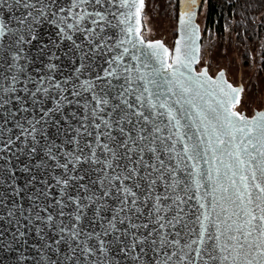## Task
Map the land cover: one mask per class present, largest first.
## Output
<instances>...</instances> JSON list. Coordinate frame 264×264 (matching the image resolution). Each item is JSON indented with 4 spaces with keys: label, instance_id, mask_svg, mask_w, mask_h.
Returning <instances> with one entry per match:
<instances>
[{
    "label": "snow or ice",
    "instance_id": "6c2138e0",
    "mask_svg": "<svg viewBox=\"0 0 264 264\" xmlns=\"http://www.w3.org/2000/svg\"><path fill=\"white\" fill-rule=\"evenodd\" d=\"M182 3L179 36L170 50L160 40L144 39L146 0H0V9L19 13L14 26L0 20V51L8 54L13 73L0 77V109L11 101L23 105L20 92L36 107L53 89L57 110L61 101L73 103L65 93L83 109L79 117L72 114L79 127L69 141L74 151L64 152L63 163L53 145L45 141L39 147L44 136L37 126L46 122L51 109L39 108L40 118L26 121L27 127L16 122L19 134L5 135L13 133L7 116L0 124V151H11L23 139L30 145L29 155L44 150L63 170L56 179L59 222L47 206L29 211H35V221L58 230L56 250L67 245L71 254L66 259L73 264H120L116 253L131 264H264V110L252 117L236 111L242 89L225 80L222 71L215 79L206 70L193 74L200 53L199 29L193 23L197 0ZM42 23L54 26L57 37L71 42L69 50L81 56L77 74L88 68L85 61L96 59L103 60L101 71L92 79L80 81L77 75L76 81H61L51 74L57 65L50 62L48 75H25V45L38 38L36 28ZM7 115L15 118V112ZM148 154L154 162L146 159ZM201 161L207 165L203 170ZM86 164L97 177L90 185L79 183L87 175L80 174ZM24 171L30 169L25 166ZM44 183L40 194L48 197L53 185ZM158 186L163 194H157ZM107 199L115 200V209ZM92 206L89 225L98 223L99 231L79 223ZM105 210L113 212L110 218ZM192 216L198 227H190ZM17 226L23 238L19 221ZM44 247L52 251L51 244Z\"/></svg>",
    "mask_w": 264,
    "mask_h": 264
},
{
    "label": "water",
    "instance_id": "95a60500",
    "mask_svg": "<svg viewBox=\"0 0 264 264\" xmlns=\"http://www.w3.org/2000/svg\"><path fill=\"white\" fill-rule=\"evenodd\" d=\"M203 1L205 0H197L196 5L194 6L195 16L193 23L198 25L199 29L197 46L200 49V53L198 55L197 62L192 65V71L193 74H195L206 70L208 76L215 79L218 77L219 72L217 75L211 76L208 70L209 68L203 67V69L197 71V66L202 55L201 47L203 42L201 32L202 27L198 23V14H200L199 12L201 10ZM183 9L184 4L181 0V2H179V13ZM18 15V12L15 14H10L6 8L0 9V20H3L10 26H14V16ZM177 28L180 29L179 15ZM179 29H177V38L179 36ZM142 30H144L143 18ZM36 32L38 34V38L33 41L31 45H25V55L28 58L24 62L25 75H30L33 77H37L39 75H48L49 70L46 65L51 62L57 65V69L51 73L56 77V79L63 81L65 78L71 77L72 81H76V77L79 75V80L83 81L86 79H92L98 72L101 71V67L104 66L102 59H96L95 62L85 61V63L88 65V68L83 71L82 75L77 74L75 69L79 66L81 56L69 50L71 47V42L60 40V38L56 35L55 27L49 25L48 23H42L38 25ZM144 39L146 42L149 41L145 37ZM156 40L162 41L161 39ZM45 45L47 47H45L44 51L41 52V47ZM51 53H55V56L50 60ZM7 62L8 54L4 51H0V77L5 74H13L8 69ZM222 72L224 73V79L233 85L232 81L227 78L226 71ZM18 87L21 86L18 85ZM29 87L32 86L30 85ZM234 87L243 89L242 84H240V86ZM19 94L24 98L25 103L23 105L18 102L11 101L5 106L4 109H0V124L3 123L5 117L7 116V127H13V133H6L5 135L19 134V129L14 127L16 122H20L24 124L25 127H27L28 125L26 121H35L36 119H39L41 115L39 108H43L45 111L51 109L52 111L49 113V116L45 118L46 122L37 126L38 128H42V135L44 136V139L41 140L39 147L43 148L45 141H47L49 145H53V154H56L58 159L64 155L65 151H74V144L70 143L69 141H71L75 136L74 130L79 127V119L74 118L72 114L76 113L77 117L83 114V109L78 108L74 102L77 98L71 96L69 93H65V95L68 96V99L72 100L73 103L68 104L67 101H61L60 108L57 110L55 89H53L51 96H42L40 105L36 107L33 106L32 100L28 94L24 92H20ZM239 95H241V92ZM81 103H83V98H81ZM22 107H27L28 111L24 112L17 110ZM8 112H15V118L13 119L11 115H7ZM165 135H167V130H165ZM76 139H80V137H76ZM82 145L83 140L81 139V146ZM28 146L25 145L22 139L15 142L11 151H0V201H3V203L0 204V234H2L0 235V264H51L52 261H56V264H73V261L66 259V256L71 254L68 251L67 245L62 244L59 246V251L56 250L57 245H55L53 241L59 236L58 230L54 227H47L46 221H35V211H32L31 213L29 211L30 209L34 210L37 207L43 208L47 206L49 207V211L54 216H56L57 223L59 222L60 218L57 216L59 206L55 204V200L59 199L60 196L59 186H56V179L62 177L63 170L56 166L57 161L48 159V156L44 150L38 151L36 154L29 155L27 151ZM56 146L61 149L59 153H57ZM21 148L25 150L22 152L17 151V149ZM180 151H182V144L178 143L176 146V152ZM172 155H175V153ZM149 157L150 154L146 156V159H148L150 163L154 162V158L149 159ZM161 158L165 159L166 163H172V165L175 166V161L169 162L166 154H161ZM60 163H63L62 159H60ZM186 163L191 165L194 162L186 161ZM25 166L30 169L29 172L24 171ZM199 167L203 170L207 167V165H204L201 161ZM189 170H191L190 167ZM177 171L181 176H183V173L180 172L179 169ZM85 172H87L85 179L83 181H79V183L90 185L91 180L96 179L97 177L95 173L89 171L87 164L84 165V168L81 170L80 174L84 175ZM33 176L36 177L35 181H32ZM29 181L32 182L29 183ZM44 182L53 185L51 194L48 197L41 196L40 194L42 190L46 189V184ZM189 182L191 183V181ZM95 190L99 191L98 185L96 186ZM156 191L157 194H163V186H158ZM189 191L194 192L195 187L193 186L189 189ZM180 194L184 195L183 193ZM35 197H39V199L36 200L34 199ZM106 203L111 209H115L117 206L114 199H107ZM190 203L194 205L195 201H191ZM8 211H13L15 214L12 217H8ZM21 211L24 213L23 216L20 215ZM94 211L95 207H90V209L86 212L87 219H84L79 223L82 224L87 230H92V228H95L97 231H99L100 226L98 223H92L89 225V222L93 218ZM193 211H195V209H193ZM70 212H72V208L69 207L65 209V222H67V214ZM112 214L113 212L110 210H105L103 213L104 216L109 218ZM41 215L46 214L41 212ZM186 219H188V217H186ZM29 220L32 222L29 223ZM191 220L192 223H190V227H198L194 216L191 217ZM17 221H19L20 225L19 230L25 233L23 238H20L17 233ZM118 227H126V225H118ZM37 228L40 229L39 232L37 231ZM14 233L17 234V238L15 240L13 239ZM46 244H51L52 251H49L48 248L44 247ZM115 247L116 246L113 245V248ZM149 255H151V253H149ZM121 256L122 254L116 253V258L120 260V264H131L130 260L121 259ZM77 257H79V253H77ZM81 264H89V262L81 260Z\"/></svg>",
    "mask_w": 264,
    "mask_h": 264
},
{
    "label": "rangeland",
    "instance_id": "374dc122",
    "mask_svg": "<svg viewBox=\"0 0 264 264\" xmlns=\"http://www.w3.org/2000/svg\"><path fill=\"white\" fill-rule=\"evenodd\" d=\"M178 0H146L143 13L144 37L149 41L161 39L171 50L177 38ZM207 3L201 7L198 23L202 32L201 58L198 70L210 68L211 76L226 71L227 78L234 86L243 85L238 111L253 116L256 110L264 109V62L262 42L248 43V48L237 39V34L227 28L223 36L207 27ZM248 49L249 58L246 57ZM247 61L249 62L247 64Z\"/></svg>",
    "mask_w": 264,
    "mask_h": 264
},
{
    "label": "trees",
    "instance_id": "16d2710c",
    "mask_svg": "<svg viewBox=\"0 0 264 264\" xmlns=\"http://www.w3.org/2000/svg\"><path fill=\"white\" fill-rule=\"evenodd\" d=\"M179 2L181 0L177 3ZM206 2L207 27L220 36L230 28L246 48L252 41L262 42L264 62V0H207ZM246 53L248 59L250 54L248 49Z\"/></svg>",
    "mask_w": 264,
    "mask_h": 264
},
{
    "label": "flooded vegetation",
    "instance_id": "af4514ba",
    "mask_svg": "<svg viewBox=\"0 0 264 264\" xmlns=\"http://www.w3.org/2000/svg\"><path fill=\"white\" fill-rule=\"evenodd\" d=\"M206 1H207V0H205V1L202 2V6L205 4ZM206 3H207V2H206ZM202 6H201V7H202ZM145 38H146V39H149V38H147V37H145ZM199 62H200V61H199ZM206 68H208V67H206ZM209 69H210V68H209ZM240 84H241V83H240ZM239 86H240V85H239ZM263 110H264V109H263ZM236 111H238L237 106H236ZM256 111H257V110H256ZM256 111H255V112H256ZM238 112H240V111H238ZM255 112H254V113H255ZM240 113H242V114H246V115H247L246 111H244V110H242ZM247 116H248V115H247ZM249 117H251V116H249Z\"/></svg>",
    "mask_w": 264,
    "mask_h": 264
}]
</instances>
